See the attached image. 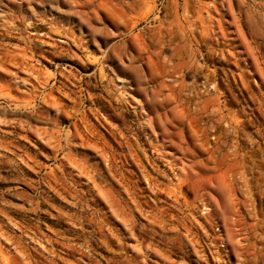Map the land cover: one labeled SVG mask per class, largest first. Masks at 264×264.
Here are the masks:
<instances>
[{"label": "rangeland", "instance_id": "1", "mask_svg": "<svg viewBox=\"0 0 264 264\" xmlns=\"http://www.w3.org/2000/svg\"><path fill=\"white\" fill-rule=\"evenodd\" d=\"M0 264H264V0H0Z\"/></svg>", "mask_w": 264, "mask_h": 264}]
</instances>
